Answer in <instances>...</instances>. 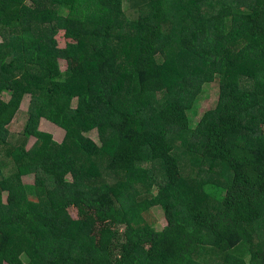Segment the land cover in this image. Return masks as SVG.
I'll return each mask as SVG.
<instances>
[{
	"label": "trees",
	"instance_id": "16d2710c",
	"mask_svg": "<svg viewBox=\"0 0 264 264\" xmlns=\"http://www.w3.org/2000/svg\"><path fill=\"white\" fill-rule=\"evenodd\" d=\"M86 1L0 0V264H264V0Z\"/></svg>",
	"mask_w": 264,
	"mask_h": 264
},
{
	"label": "rangeland",
	"instance_id": "374dc122",
	"mask_svg": "<svg viewBox=\"0 0 264 264\" xmlns=\"http://www.w3.org/2000/svg\"><path fill=\"white\" fill-rule=\"evenodd\" d=\"M28 4H31V0H26ZM96 0H87L86 2L82 3V6H88L90 5L91 9H94V4L96 3ZM36 4H39L41 6L49 7L51 4V0H36ZM131 4L125 5V16H127L129 19H134L136 17V12L131 8ZM69 13V10L64 11V15H67ZM41 19V16H39V20ZM0 42H2V38L0 37ZM177 50H173L172 53H177ZM172 53H169V57H172ZM222 83L221 77H219L211 86H206L204 93L201 94L199 97V101L194 106L193 112L190 114V117L192 118V125L195 126L198 121L200 120V117L204 112L210 111L214 109L217 106V103L219 101L220 96V84ZM10 99L9 95H4L3 100L5 102H8ZM162 103L161 97L158 98V105ZM30 106V96H26L24 98V101L21 106V111L16 116L12 124L9 126V141L6 145H0V163L4 164V172L6 175L13 173L15 170L14 165L11 161L10 154L8 152L9 146L11 147H24L26 150H30L36 143V140L34 138H26L24 136V130L27 124V118H28V109ZM73 106H76V103L73 104ZM39 131L43 133L50 134L53 139L61 144L65 140V132L55 126L54 124L48 122L47 120H42L39 124ZM88 138L92 139L97 145L101 146L99 135L97 131H93L87 135ZM9 145V146H8ZM145 168L151 169L152 173H156L158 176V180H162L165 176H163V168L158 165H146ZM163 176V177H162ZM68 179H71L69 176ZM107 181L111 183H115L110 177L106 179ZM24 182L26 184H29L33 182V177H24ZM154 192H157V187H154ZM4 200H6V194H4ZM153 214L156 217V220L158 222V229H162L164 226H166V218L164 215L163 210L160 207H155L153 209Z\"/></svg>",
	"mask_w": 264,
	"mask_h": 264
}]
</instances>
